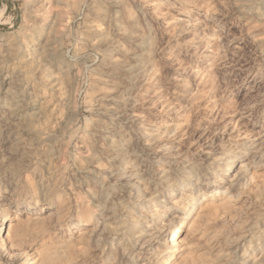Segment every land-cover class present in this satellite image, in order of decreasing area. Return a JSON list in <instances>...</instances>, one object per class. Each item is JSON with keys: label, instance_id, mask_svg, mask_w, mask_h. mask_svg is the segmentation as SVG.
<instances>
[{"label": "rangeland", "instance_id": "374dc122", "mask_svg": "<svg viewBox=\"0 0 264 264\" xmlns=\"http://www.w3.org/2000/svg\"><path fill=\"white\" fill-rule=\"evenodd\" d=\"M0 13V264H264V0Z\"/></svg>", "mask_w": 264, "mask_h": 264}, {"label": "bare ground", "instance_id": "6f19581e", "mask_svg": "<svg viewBox=\"0 0 264 264\" xmlns=\"http://www.w3.org/2000/svg\"><path fill=\"white\" fill-rule=\"evenodd\" d=\"M2 10V9H1ZM2 13H3V10H2ZM1 14V13H0ZM5 217V218H4ZM4 219H3V222H6L7 221V219H9V218H11L12 216L10 215V213H7V214H5L4 215ZM181 227H174L173 229V234L171 235H169V238L170 239H172V238H175V237H178L179 235H178V233H179V231L181 230L180 229ZM174 233H176V235H174Z\"/></svg>", "mask_w": 264, "mask_h": 264}]
</instances>
